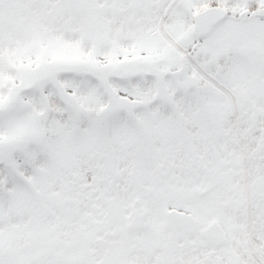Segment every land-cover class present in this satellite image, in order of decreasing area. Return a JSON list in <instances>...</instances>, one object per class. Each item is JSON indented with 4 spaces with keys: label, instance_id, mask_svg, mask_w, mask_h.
<instances>
[{
    "label": "snow or ice",
    "instance_id": "1",
    "mask_svg": "<svg viewBox=\"0 0 264 264\" xmlns=\"http://www.w3.org/2000/svg\"><path fill=\"white\" fill-rule=\"evenodd\" d=\"M0 264H264V0H0Z\"/></svg>",
    "mask_w": 264,
    "mask_h": 264
}]
</instances>
